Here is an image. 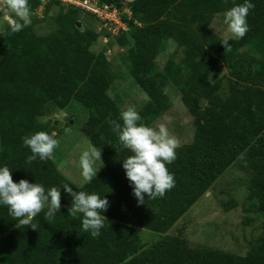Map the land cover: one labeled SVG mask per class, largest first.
Listing matches in <instances>:
<instances>
[{
  "label": "trees",
  "instance_id": "1",
  "mask_svg": "<svg viewBox=\"0 0 264 264\" xmlns=\"http://www.w3.org/2000/svg\"><path fill=\"white\" fill-rule=\"evenodd\" d=\"M101 1L119 11H131L132 16L120 15L126 29L114 34L92 14L59 0L45 4L28 0L31 21L16 32L10 31L7 21L0 30V165L12 170L13 181L24 178L45 189L67 182L74 191L96 192L108 201L104 226L94 237L81 230V213L68 212L71 197L63 188L60 212L49 220L42 212L38 214L34 218L37 229L18 227L6 206H0V264H264V235L259 246L244 257L190 246L181 236L162 237L145 248L138 238V227L167 230L239 154L249 168V200L260 212L264 227V0H252L247 32L239 40H230L226 49L208 25L214 14L243 0ZM42 4L43 16L38 18ZM175 12H193L189 22L195 29L171 19ZM43 19L54 22L55 29L38 33L34 25ZM98 38L124 47L126 55L121 58L128 76L147 95L136 110L142 123L150 126L167 111L171 101L163 89L169 83L176 86L193 117L191 141L178 145L175 159L166 165L174 186L162 197L146 198L145 204L138 205L132 195L120 162L130 153L122 148L108 122H119L122 110L109 94L114 75L108 70L106 52L111 50L108 45L98 53L91 49ZM166 38L184 46L183 67L188 71L184 79L180 78L181 66L169 62L162 70L154 65ZM223 64L230 73L226 89L219 79H212ZM72 100L88 108L82 132L101 149L103 161L96 176L78 188L58 169L53 157L28 162L31 153L22 145V137L37 131L52 134L59 126L40 117L52 106L66 108Z\"/></svg>",
  "mask_w": 264,
  "mask_h": 264
},
{
  "label": "rangeland",
  "instance_id": "2",
  "mask_svg": "<svg viewBox=\"0 0 264 264\" xmlns=\"http://www.w3.org/2000/svg\"><path fill=\"white\" fill-rule=\"evenodd\" d=\"M56 11L57 9L52 8V12ZM225 11L214 14L208 25L215 28V31L211 27L208 29L217 37L226 34L221 23ZM37 12L38 18L43 16L41 6ZM126 12L128 16H132L129 9H126ZM191 15L193 12L188 14L175 12L170 18L195 29V26L189 22L194 18ZM201 15L204 16L205 12ZM14 20L16 18L7 8L6 0H0V30L6 27L7 21ZM34 26L41 34L55 29V24L50 19L38 20ZM92 26L96 27V22H93ZM123 26L126 27L124 24ZM105 40L106 38L104 40L98 38L91 49L98 53L108 45L107 50H111L106 52L108 70L114 75L109 94L119 103L122 111L128 107L137 110L146 101V92L128 76L127 64L121 58L122 55H126L124 47L119 42L111 45ZM153 60L154 65L162 70L169 62L175 66H181L180 78L184 79L188 76V71L183 67L186 60L184 46L172 38L164 39L162 49H159ZM227 74L230 73L223 64L214 71L213 77H215L212 79H219L220 84L226 89L224 84H226ZM167 88L171 104L167 111L154 120L149 127L163 124L167 127L169 134L176 138L178 145L190 142L194 133L193 117L182 103L176 86L169 83ZM224 91L226 90H220L219 93ZM52 107L54 109L42 115L40 119L45 122L58 120L67 124L52 130V134L58 141L52 157L58 169L74 185L82 186L84 183L79 175V154L92 145L82 132L89 110L77 100H72L64 109ZM243 157V154H239L234 164L226 169L198 201L167 230L153 232L147 228L138 227V238L142 247L154 244L162 237L181 236L190 246L214 248L244 257L251 248L259 246L260 238L264 235V227L260 212L248 197L246 180L249 168ZM101 164L102 162L97 163V170Z\"/></svg>",
  "mask_w": 264,
  "mask_h": 264
},
{
  "label": "clouds",
  "instance_id": "3",
  "mask_svg": "<svg viewBox=\"0 0 264 264\" xmlns=\"http://www.w3.org/2000/svg\"><path fill=\"white\" fill-rule=\"evenodd\" d=\"M7 8L16 18L8 21L11 32L21 30L30 20L28 0H6ZM253 7L252 0H243L228 8L222 18L225 33L219 42L224 48L230 47V40H239L248 30L247 15ZM211 27V26H209ZM212 29L215 28L211 27ZM163 91H167L163 89ZM119 122L109 120L112 132L122 148L130 155L120 159L124 175L128 180L132 195L137 204H145V199L162 197L167 190L174 186V178L166 165L171 164L176 157L178 147L176 138L169 134L165 125L149 127L142 123V118L133 107L119 113ZM22 145L26 146L30 155L28 162L51 159L54 149L58 145L54 135L45 131H37L22 137ZM101 159V149L89 145L79 154V175L83 183L90 182L96 176L97 163ZM100 168V167H99ZM11 171L7 165H0V206H6L8 215L18 227L30 226L37 229L34 218L43 213V218L49 220L60 212L61 188L71 197L68 212L81 213V230L91 236L99 235L104 226L103 212L108 207L106 196L96 192L83 190L74 191L70 183H63L60 187L51 186L45 189L41 183L30 182L21 178L13 181ZM76 188L80 187L75 185Z\"/></svg>",
  "mask_w": 264,
  "mask_h": 264
},
{
  "label": "built area",
  "instance_id": "4",
  "mask_svg": "<svg viewBox=\"0 0 264 264\" xmlns=\"http://www.w3.org/2000/svg\"><path fill=\"white\" fill-rule=\"evenodd\" d=\"M52 0H42V3H48ZM62 4L74 5L92 14L104 27H108L112 33L117 34L120 28L126 29V24L121 19V13L127 14L126 9L119 11L118 8L107 4L101 0H59ZM43 4L41 7L43 8ZM123 24L126 26L124 27Z\"/></svg>",
  "mask_w": 264,
  "mask_h": 264
},
{
  "label": "water",
  "instance_id": "5",
  "mask_svg": "<svg viewBox=\"0 0 264 264\" xmlns=\"http://www.w3.org/2000/svg\"><path fill=\"white\" fill-rule=\"evenodd\" d=\"M128 1H132V0H128ZM76 25L78 26V27H81V22H77L76 23ZM215 77V76H214ZM213 77V78H214ZM54 109V107H51L50 109H47V112H49L50 110H53ZM53 123L55 124V125H58V126H63V125H67V124H65V123H63V122H61V121H58V120H54L53 121Z\"/></svg>",
  "mask_w": 264,
  "mask_h": 264
}]
</instances>
